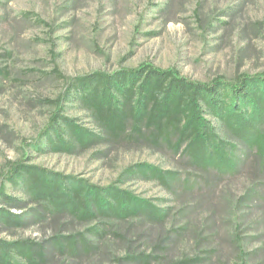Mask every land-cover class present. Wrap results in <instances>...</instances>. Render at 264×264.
Returning <instances> with one entry per match:
<instances>
[{
	"label": "rangeland",
	"instance_id": "rangeland-1",
	"mask_svg": "<svg viewBox=\"0 0 264 264\" xmlns=\"http://www.w3.org/2000/svg\"><path fill=\"white\" fill-rule=\"evenodd\" d=\"M143 62L201 82L264 73V0H0V191L10 196L0 195V207L14 218L0 217V264H171L195 255L194 264H264V157L254 136L236 135L238 118L231 126L204 107L216 141L236 161L221 170L141 139H102L70 86L85 74ZM250 89L264 94V83ZM220 96L223 110L239 104L252 115V101L229 87ZM57 110L100 141L71 151L50 146L58 132L45 129ZM11 163L63 175L70 187L75 180L116 182L164 215L81 221L64 211L37 218L45 203L30 195L22 175L6 178ZM138 163L167 179L127 172ZM79 233L92 242L86 251L51 245L57 235ZM28 239L46 248L44 259L31 262L20 252L18 242ZM142 252L149 262L127 257Z\"/></svg>",
	"mask_w": 264,
	"mask_h": 264
},
{
	"label": "trees",
	"instance_id": "trees-1",
	"mask_svg": "<svg viewBox=\"0 0 264 264\" xmlns=\"http://www.w3.org/2000/svg\"><path fill=\"white\" fill-rule=\"evenodd\" d=\"M255 81L264 83V73L240 76L236 83L228 82L223 77L201 82L181 74L176 68H161L143 62L136 67L114 72L85 74L71 82L70 86L98 123L102 139H141L154 146L168 147L194 164L206 167L212 165L224 170L231 169L236 161L216 141L213 125L204 107L220 111L224 121L231 126L235 125L231 119L238 118V125L232 127L234 132L238 136H254V146L264 157V126L259 123L264 120V94L251 91L250 84ZM225 86L231 89L235 98L252 101V115H246L239 104L223 110L225 101L221 99L220 91ZM45 130L48 134L50 131L58 132V142H50V146L54 145L55 149L71 151L101 139L99 134L63 116L60 110L53 114ZM60 130L63 133L65 131L62 137ZM127 172L150 173L160 180L167 179L164 172L145 163L131 165ZM21 175L30 195L45 203L42 210L34 211L33 215L37 218L43 217L46 212L54 215L64 211H70L81 221H91L97 217L124 219L130 216H149L156 220L164 215L160 206L149 199L138 198L116 182L99 186L75 180L74 186L70 187L63 175L37 166L11 163L6 178L15 181ZM0 195L10 199L3 191H0ZM14 205L20 206L18 203ZM0 217H6L9 222L14 221L12 214L5 212L3 207H0ZM51 242L52 247H58L61 251L69 250L73 254L88 250L92 243L83 233L57 235ZM18 243L20 252L24 253L27 260L34 262L46 257V248L42 244L29 239ZM127 257L139 262H149L151 259V255L144 252ZM197 258L195 255L171 264H194L193 260Z\"/></svg>",
	"mask_w": 264,
	"mask_h": 264
}]
</instances>
